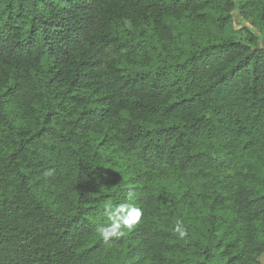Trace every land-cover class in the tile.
I'll return each instance as SVG.
<instances>
[{
    "label": "trees",
    "instance_id": "trees-1",
    "mask_svg": "<svg viewBox=\"0 0 264 264\" xmlns=\"http://www.w3.org/2000/svg\"><path fill=\"white\" fill-rule=\"evenodd\" d=\"M262 257L264 0H0V264Z\"/></svg>",
    "mask_w": 264,
    "mask_h": 264
},
{
    "label": "clouds",
    "instance_id": "clouds-1",
    "mask_svg": "<svg viewBox=\"0 0 264 264\" xmlns=\"http://www.w3.org/2000/svg\"><path fill=\"white\" fill-rule=\"evenodd\" d=\"M133 198L132 193H128V200ZM111 209L112 206H109ZM130 208L128 203H122L115 206L117 211H127ZM141 217V211L138 208H133L130 212H128V216L122 218L119 221L113 220L111 223L106 225H100L97 229V235L103 239L105 243H107L110 238L120 237L123 235V229H132L139 221ZM180 238H184L187 235L186 230L181 226L180 222H177L176 227L174 229Z\"/></svg>",
    "mask_w": 264,
    "mask_h": 264
},
{
    "label": "rangeland",
    "instance_id": "rangeland-1",
    "mask_svg": "<svg viewBox=\"0 0 264 264\" xmlns=\"http://www.w3.org/2000/svg\"><path fill=\"white\" fill-rule=\"evenodd\" d=\"M233 20L236 28H240L242 25L250 26V22H243L241 19L238 18L236 13H233ZM261 263L264 264V257L261 258Z\"/></svg>",
    "mask_w": 264,
    "mask_h": 264
}]
</instances>
